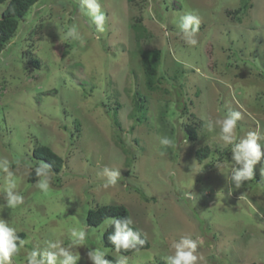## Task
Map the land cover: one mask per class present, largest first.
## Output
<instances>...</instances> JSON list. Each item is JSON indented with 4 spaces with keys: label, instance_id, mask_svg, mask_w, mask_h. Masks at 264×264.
<instances>
[{
    "label": "rangeland",
    "instance_id": "obj_1",
    "mask_svg": "<svg viewBox=\"0 0 264 264\" xmlns=\"http://www.w3.org/2000/svg\"><path fill=\"white\" fill-rule=\"evenodd\" d=\"M246 1L233 15L244 0H96L103 31L88 0L30 7L0 53V167L7 161L12 173L0 169V220L25 233L6 264H27L30 252L62 264L60 249L76 264H95L89 253L98 249L117 264H170L183 238L197 240L198 264H264V146L253 179L239 187L234 179L244 164L236 145L249 132L264 137V0ZM144 50L159 54L152 87ZM237 113L234 132L222 133L223 117ZM41 144L63 166L29 182L45 163L33 156ZM111 171L119 176L105 187ZM10 179L24 198L16 207ZM97 204L125 205L150 246L127 255L104 246L111 218L85 221ZM73 229L84 243L73 242Z\"/></svg>",
    "mask_w": 264,
    "mask_h": 264
},
{
    "label": "clouds",
    "instance_id": "obj_2",
    "mask_svg": "<svg viewBox=\"0 0 264 264\" xmlns=\"http://www.w3.org/2000/svg\"><path fill=\"white\" fill-rule=\"evenodd\" d=\"M88 8L90 12L87 13L92 22L97 26L100 31H103L104 25V16L102 14H98V4L96 0H88ZM194 16L189 15L185 19V23L183 27L187 29L189 24L192 23ZM75 33V28L70 27L65 34V38L73 37ZM238 119V113L224 116L222 119L221 129L220 131L224 134H232L236 129V120ZM259 141V142H258ZM260 141H264V137H260L255 132H249L246 139L241 140L240 143L236 145V155L235 159L239 162L241 160L244 161L243 169L239 171H235L234 179L237 182V187L240 186V182L242 180H251L253 179V169L252 165L260 159L261 147L264 146L260 143ZM170 140L168 138L163 139V144H170ZM3 171L7 172L9 177L12 176V173L9 171L8 162L4 161L2 167H0ZM43 169V165L37 171H41ZM107 171V170H106ZM109 180L105 183V187L109 185H115L116 179L119 176L118 171H111L108 173ZM15 181L9 180L8 188H9V200L8 204L10 207H16L23 203L22 195H12L11 189L15 187ZM41 188L46 190V184H41ZM186 195V194H185ZM72 235L78 237V239L74 240V243H84L85 242V232L82 230H72ZM20 239L17 235H15V229L6 224L3 220H0V264H6L14 255L19 252V247L14 241ZM111 243L115 245L116 249H133L136 245L143 244V241H138L136 236H134L131 230H128V221L117 222L116 223V231L114 235L109 237ZM23 243V241H21ZM55 248L57 245H50ZM175 255L167 256L165 259L170 261V264H198V261L203 260L202 256L197 254L198 242L192 238H183L179 243H174ZM60 255L64 257L62 264H76L78 260L77 256L70 255L64 249L59 250ZM105 254L102 250H97L95 253H89L92 260L95 264H108L107 261L101 260V256ZM55 260L54 254L48 255V264H53ZM27 264H44L42 260L36 259V253L30 252L27 257ZM118 264H125L124 260H119Z\"/></svg>",
    "mask_w": 264,
    "mask_h": 264
},
{
    "label": "trees",
    "instance_id": "obj_3",
    "mask_svg": "<svg viewBox=\"0 0 264 264\" xmlns=\"http://www.w3.org/2000/svg\"><path fill=\"white\" fill-rule=\"evenodd\" d=\"M38 0H0V3H6L0 15V53L4 49L7 42L14 36L19 22L23 19L26 12L34 5ZM248 7V3L244 0L241 7L237 9L228 10L233 15L243 12ZM135 25V24H133ZM143 61L147 66V77L148 84L152 87V76L151 70L156 66L159 54L154 51H142ZM138 110H141L140 101H136ZM142 116H137L140 119ZM188 138L195 139L197 137L196 126L191 123H185ZM209 154L208 147L204 146L198 148L195 151V155L199 160H203ZM33 156L36 159L44 161L43 169L37 171L41 166L32 168L27 174V180L29 182H34L39 179L42 175L49 172L58 173L63 166V158L57 154L51 147L46 144L37 145L33 149ZM111 218L110 223L107 225L103 232L102 241L104 246L110 247L116 250L118 253L127 255L135 250L148 248L150 246L148 239L143 235V233L130 221L129 211L127 207L123 204H97L94 208H90L85 215V221L89 226H98L105 219ZM128 221V230H131L132 234L136 236L138 241H143V244H137L133 249H119L117 250L115 245H113L109 239L111 235L115 234L116 223ZM15 235L20 237V239L14 241L17 245L24 239L25 233L23 231L16 232ZM104 261L108 264H117V259L108 255L104 257ZM230 264H257L256 262H246V263H230Z\"/></svg>",
    "mask_w": 264,
    "mask_h": 264
}]
</instances>
